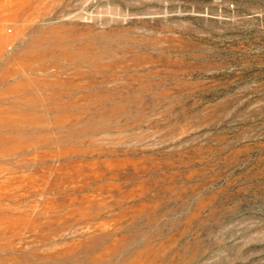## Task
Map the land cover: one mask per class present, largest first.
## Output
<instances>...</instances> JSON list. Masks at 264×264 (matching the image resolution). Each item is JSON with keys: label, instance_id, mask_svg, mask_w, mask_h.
<instances>
[{"label": "rangeland", "instance_id": "rangeland-1", "mask_svg": "<svg viewBox=\"0 0 264 264\" xmlns=\"http://www.w3.org/2000/svg\"><path fill=\"white\" fill-rule=\"evenodd\" d=\"M0 264H264V0H0Z\"/></svg>", "mask_w": 264, "mask_h": 264}]
</instances>
